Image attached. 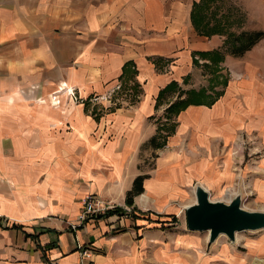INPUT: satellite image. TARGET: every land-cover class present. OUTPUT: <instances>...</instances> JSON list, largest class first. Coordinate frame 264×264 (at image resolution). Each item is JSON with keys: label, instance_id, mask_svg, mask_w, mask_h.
<instances>
[{"label": "crops", "instance_id": "obj_1", "mask_svg": "<svg viewBox=\"0 0 264 264\" xmlns=\"http://www.w3.org/2000/svg\"><path fill=\"white\" fill-rule=\"evenodd\" d=\"M194 1L0 0V264H264V234L205 254V240L144 215L168 211L193 182L213 189L219 168L233 183L226 150L239 134L264 136V83L209 82L230 54L194 31ZM216 50L217 65L198 54ZM193 57L214 74L207 85L188 84ZM61 82L79 101L37 102ZM188 91L198 103L167 116ZM85 195L121 210L69 229Z\"/></svg>", "mask_w": 264, "mask_h": 264}, {"label": "rangeland", "instance_id": "obj_2", "mask_svg": "<svg viewBox=\"0 0 264 264\" xmlns=\"http://www.w3.org/2000/svg\"><path fill=\"white\" fill-rule=\"evenodd\" d=\"M190 19L194 31L197 32V29H199L200 32L201 30H206L208 32H213V34H217L216 40H218L217 46H219L226 34H235L242 30L251 29L264 31V0L194 1L190 9ZM220 47L227 52L224 43ZM216 51L218 52V50ZM193 59L196 60L194 57ZM222 64L227 71L219 72V67H216L215 72L218 71L216 77L214 79L213 77L208 79L210 76H214V74L210 72L208 67L202 65V67L198 66L197 63V66L193 67L191 77L187 81L188 84L190 83L195 86L198 84L207 85V79L209 82L214 80L217 82L218 86L216 88L219 90V88L222 87L221 80L225 78L224 75L226 74V77L229 79L256 77L264 83V37L242 56L232 57L226 55L225 61ZM66 89L72 90L73 95L70 97L71 101H79L80 96L77 91L73 87H69L65 82H61L46 95L37 98V102H48V104H51V101L55 98V100L57 99L58 105L60 96L65 97ZM218 92L220 91H217L215 94H218ZM102 100L104 99L102 98ZM231 147H233V149L230 151L226 150L225 153L233 156V161L230 162L231 173L234 178L233 183L225 179L226 177L223 175L225 171L224 167L219 168L218 181L213 189H206L201 183L193 182L189 186V189L183 188L186 190V193L180 196L179 199L168 200V211L155 210L150 213L144 211V215L148 216V218L153 221V224L155 223L156 226H159L161 229L171 232L173 230L182 231L183 233L188 232L190 235L205 240V245H203L202 249L205 254H208L210 248L213 246L218 248L221 244L237 242V238L255 240L262 236L264 234V229L239 231L234 233V239L232 241L225 235L219 234L212 242L208 243V233L206 231L191 232L186 229L184 207L194 202L193 189L195 185L202 186L207 191L208 199L211 201L228 202L234 195L239 194L241 205L244 209L264 211V136L258 135L256 132L243 135L239 134L237 140L233 142ZM220 157H222V155ZM150 158L151 155L145 159V164L148 167H150L151 164ZM257 162L261 164L260 167L257 166ZM221 163L222 161H220L219 166ZM261 174H263V176H261ZM256 178L258 180H256ZM256 181H258L256 184H259V190L256 189L255 186H250L251 183L255 184ZM239 244L242 245L241 243ZM239 244L235 246V248L238 249L239 252L244 251L246 247H241ZM256 253H259V251H256Z\"/></svg>", "mask_w": 264, "mask_h": 264}, {"label": "water", "instance_id": "obj_3", "mask_svg": "<svg viewBox=\"0 0 264 264\" xmlns=\"http://www.w3.org/2000/svg\"><path fill=\"white\" fill-rule=\"evenodd\" d=\"M193 192L194 202L184 207L186 229L206 231L208 243L219 234L232 241L236 232L264 229V211L244 209L239 194L222 202L209 200L207 191L200 185H195Z\"/></svg>", "mask_w": 264, "mask_h": 264}, {"label": "trees", "instance_id": "obj_4", "mask_svg": "<svg viewBox=\"0 0 264 264\" xmlns=\"http://www.w3.org/2000/svg\"><path fill=\"white\" fill-rule=\"evenodd\" d=\"M193 22V21H192ZM195 25V24H194ZM197 28V26H196ZM197 32L199 33V29H197ZM207 32V33H206ZM200 33H203L204 35H210L213 34V32H208L206 30H201ZM264 37V31L262 30H256V29H251V30H242L237 33H229L226 34L223 40V43L225 44V49L227 50L228 54H230L233 57H239L242 56L244 52L248 51L252 46H254L260 39ZM222 43V44H223ZM199 56L202 58H207L210 60V63L217 65L220 60H221V53L218 51H210V52H198ZM192 62L194 64L197 63L196 60L192 59ZM202 66H206V64H201ZM216 68V67H215ZM213 69L215 71L216 69ZM128 70V69H127ZM222 85L225 84V78L221 80ZM171 88L170 85L166 86L165 88L161 89L158 91L157 98H159L167 89ZM132 94L135 95V92L137 90L135 89V86H132ZM200 91H197L196 93H193L192 91H188V94L185 97L181 98L180 100H175L171 102L166 108H165V114L167 116H175L177 115L181 110H183L187 105L189 104H194L198 103L196 99L193 98L192 94L198 95ZM167 121L168 117H165ZM166 124V123H165ZM162 125V124H161ZM164 125V124H163ZM162 125V126H163ZM174 128V122L171 121L167 123L166 127L164 128V134H163V141L165 137H167L171 132L173 131ZM156 140V135H153L148 139V143L154 145ZM161 142V144L163 143ZM144 176L138 175L136 176L131 184L130 189L126 192L125 198H124V204L128 207H130L131 211H134L132 208V198L133 196L139 194L142 191L141 188V183L143 180ZM121 208L114 206L112 210H108L105 212L102 216H97L96 218H101L105 217L108 215H111V213L120 211ZM131 215L132 212H131Z\"/></svg>", "mask_w": 264, "mask_h": 264}, {"label": "built area", "instance_id": "obj_5", "mask_svg": "<svg viewBox=\"0 0 264 264\" xmlns=\"http://www.w3.org/2000/svg\"><path fill=\"white\" fill-rule=\"evenodd\" d=\"M65 93L71 97L73 95L71 89H66ZM54 99V98H53ZM114 208L111 203H104L103 201L93 198L90 195H85L81 200V209L76 215L74 222H69V229H76L85 223L86 220L92 217L102 216L107 210ZM129 212L130 209H124Z\"/></svg>", "mask_w": 264, "mask_h": 264}]
</instances>
